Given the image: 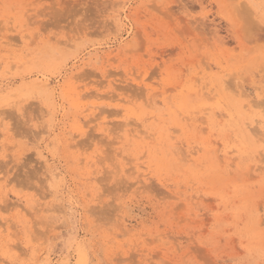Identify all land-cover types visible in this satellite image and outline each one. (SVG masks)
Segmentation results:
<instances>
[{"label":"rangeland","instance_id":"1","mask_svg":"<svg viewBox=\"0 0 264 264\" xmlns=\"http://www.w3.org/2000/svg\"><path fill=\"white\" fill-rule=\"evenodd\" d=\"M263 126L264 0H0V264H264Z\"/></svg>","mask_w":264,"mask_h":264},{"label":"bare ground","instance_id":"2","mask_svg":"<svg viewBox=\"0 0 264 264\" xmlns=\"http://www.w3.org/2000/svg\"><path fill=\"white\" fill-rule=\"evenodd\" d=\"M248 101V100H247ZM249 103V102H248ZM252 103V102H251ZM250 104V103H249ZM254 104V103H253ZM251 105V104H250ZM247 108V107H246ZM249 109V108H248ZM255 123H256V121H255ZM257 124V123H256ZM245 125V124H244ZM247 127V126H246ZM246 127H244V128H246ZM264 127V126H263ZM250 128H252V127H250ZM256 128V127H255ZM248 129H246V131H247ZM245 131V130H244ZM249 131V130H248ZM247 131V132H248ZM255 131V130H254ZM246 132V133H247ZM256 132H258L257 130H256ZM253 133V132H252ZM253 134H255V132L253 133ZM247 135H248V133H247ZM257 137V136H256ZM259 137V136H258ZM263 142H264V140H263ZM262 219V218H261Z\"/></svg>","mask_w":264,"mask_h":264}]
</instances>
